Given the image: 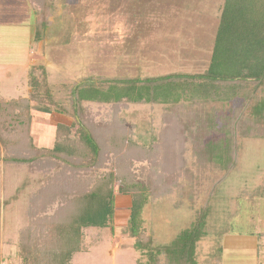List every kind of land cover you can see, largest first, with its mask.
I'll return each mask as SVG.
<instances>
[{
	"label": "rangeland",
	"instance_id": "obj_1",
	"mask_svg": "<svg viewBox=\"0 0 264 264\" xmlns=\"http://www.w3.org/2000/svg\"><path fill=\"white\" fill-rule=\"evenodd\" d=\"M5 1L0 6V20L4 18L14 27L0 28V34H6L7 42L12 43L24 18L21 7ZM224 1L41 0L39 7L46 6L49 13L41 10L46 15L39 18L34 9L36 35H24L31 42L29 51L35 54L34 75L42 86H49L56 102L68 104L71 90L92 79L201 74L210 64ZM41 23L43 31L38 30ZM20 40V44L25 41ZM26 79L21 73L7 76L2 94L27 96L22 81ZM254 87H240L241 95L230 102L122 107L83 104L91 113L82 115L84 120L92 121L97 132L105 131L100 133V142H121L126 151H133L132 145H136L137 158L143 153L142 160L131 168L130 181L153 189L142 218L145 235L154 247L171 244L206 207L207 235L196 249L199 264H264V238L258 250L245 244L225 248L223 243L226 235H264V129L246 108V97L253 106L264 96V87L252 95ZM61 121L73 124L71 133L80 132L74 118ZM209 142L227 144L223 149L230 147L235 153L234 168L226 177L221 165L204 154L211 149ZM5 151L0 160V264H23L19 256L22 237L45 223L32 199L40 197L49 183L41 171L7 162L4 156L11 157V153ZM223 154L226 156V151ZM116 167L117 158H111L106 172ZM113 191L116 211L111 226L83 229V251L71 264L146 261L128 232L131 195L124 193L119 178ZM47 199L52 204L40 207L47 217L62 203L70 206L66 202L71 198L58 189ZM160 259L165 262L164 256Z\"/></svg>",
	"mask_w": 264,
	"mask_h": 264
},
{
	"label": "trees",
	"instance_id": "obj_2",
	"mask_svg": "<svg viewBox=\"0 0 264 264\" xmlns=\"http://www.w3.org/2000/svg\"><path fill=\"white\" fill-rule=\"evenodd\" d=\"M28 1L39 13V18L46 15L41 11L47 12L46 6L40 8L38 5L41 0ZM42 23L38 26L39 31L44 30ZM34 72L30 73L32 92L28 98L0 101V160L4 149L6 153H11H8L11 157L4 156L7 162L26 166L30 171H41L49 183L40 197L32 199V203L38 204L39 215H43L41 218L45 223L22 237L19 245L22 263L71 264L73 257L83 251V229L111 226L116 211L113 184L119 178L124 193L130 194L132 199L128 232L136 239L134 248L146 258L145 262L137 264H199L196 249L206 236L208 208L205 207L193 225L182 231L171 244L154 247L153 241L145 235L142 218L153 189L149 185L146 187L130 181L131 168L142 160L143 153L137 158L136 145H132L133 151H126L121 142H100V133L105 131L102 128L97 132L92 121L84 120L91 113L83 108V104L122 107L130 104L178 106L182 101L230 102L241 95L240 87L246 85H255L254 95L260 87H264V0L224 1L210 64L201 74L92 79L71 90L68 101L70 111L66 106L68 104L55 101L49 86H42ZM247 99V113L252 114L264 129V96L253 106L252 100ZM34 111L74 118L81 136L72 139L71 130L59 125L55 147L52 150L36 148L30 133ZM208 145L210 152L204 154L221 165L226 177L234 168V151L231 152L230 147L223 149L227 144L221 142H209ZM146 157L145 154L144 159ZM111 158H117L118 167L115 171L106 172ZM55 189L67 193L71 200L66 202L65 199L64 202L70 206L62 203L52 216L47 217L46 210L40 207L48 202L52 204L47 197ZM161 256L165 257L164 263Z\"/></svg>",
	"mask_w": 264,
	"mask_h": 264
},
{
	"label": "crops",
	"instance_id": "obj_3",
	"mask_svg": "<svg viewBox=\"0 0 264 264\" xmlns=\"http://www.w3.org/2000/svg\"><path fill=\"white\" fill-rule=\"evenodd\" d=\"M1 5L6 4L5 0H0ZM10 3L12 1L17 4V7H21L20 11L23 12L24 21L19 24L16 29H20L19 33L15 34V41L7 42V35L0 34V101L8 102L11 100H17L20 98H28V94L32 92V88L30 87L29 79L30 73L34 72L33 68L36 64V58L34 51H29L30 39L29 35L34 31V27L36 24L35 21V11L34 7L30 4L28 0H9ZM9 3V2H7ZM11 6V5H10ZM33 8V9H32ZM32 9V10H31ZM9 20V19H8ZM12 28L14 24L7 22L4 18L2 21L0 20V28ZM33 28V30H32ZM1 33V32H0ZM29 33V34H26ZM3 35V36H2ZM28 37L25 38L24 37ZM20 38H24V43H19ZM35 41V39H33ZM37 71V70H36ZM18 73L24 74L26 76V81L22 80L24 84L26 83L25 94L27 96L22 97H12L10 95H4L2 92H5L2 85V81L6 80L7 76H17ZM8 80V79H7ZM60 115V116H59ZM62 118H68L65 115H61L58 113H42V112H32V122L30 127V133L33 141V145L38 149H47L52 150L56 145V136H57V128L59 125L67 126L70 130L72 129L73 124L68 125L67 123L61 121ZM54 128V130H53ZM72 139L78 138L81 136V133L78 130V134L72 133ZM1 165V163H0ZM3 166L1 167V171H3ZM254 219V218H253ZM206 232V230H205ZM207 235V232H206ZM261 236V237H259ZM259 237V238H258ZM264 238L263 234H255L252 233L247 236H229L226 235L224 237L223 243L224 247L228 248L231 244L243 245L246 247H251L254 250H258L259 241ZM244 241V242H243ZM233 245V246H234ZM232 246V245H231Z\"/></svg>",
	"mask_w": 264,
	"mask_h": 264
}]
</instances>
